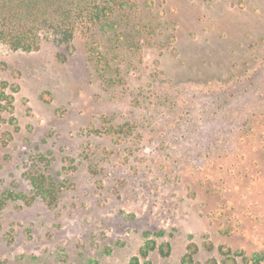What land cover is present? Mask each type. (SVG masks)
I'll use <instances>...</instances> for the list:
<instances>
[{
  "label": "rangeland",
  "instance_id": "1",
  "mask_svg": "<svg viewBox=\"0 0 264 264\" xmlns=\"http://www.w3.org/2000/svg\"><path fill=\"white\" fill-rule=\"evenodd\" d=\"M138 43L0 42V264H249L264 251V0H135ZM104 52L105 73L93 57ZM111 56V58H110ZM12 117L14 121H12ZM59 186L48 206L29 174ZM144 260H140L143 264Z\"/></svg>",
  "mask_w": 264,
  "mask_h": 264
},
{
  "label": "trees",
  "instance_id": "2",
  "mask_svg": "<svg viewBox=\"0 0 264 264\" xmlns=\"http://www.w3.org/2000/svg\"><path fill=\"white\" fill-rule=\"evenodd\" d=\"M138 6L135 0H0V42L13 51L26 53L38 51L44 41L53 40L58 43L70 44L76 33H116L118 42L138 43L136 35L147 26L139 25L136 21ZM90 51L96 58L98 66L107 73L111 62L104 52L93 49ZM111 58V56H110ZM19 87L0 79V123L5 113L13 114L14 94ZM14 121V118L11 119ZM35 197L43 200L48 206H55L58 201V185L53 178L43 173L27 176ZM8 200H22L29 204L32 198L21 193L7 191L0 196V209ZM146 240L139 250V255L133 257L129 264H153L149 260L151 252L158 249L163 257L171 253L168 242L157 245L156 238L164 237L163 232L144 234ZM249 264H264V251L254 253ZM182 264H193L192 253H187Z\"/></svg>",
  "mask_w": 264,
  "mask_h": 264
}]
</instances>
